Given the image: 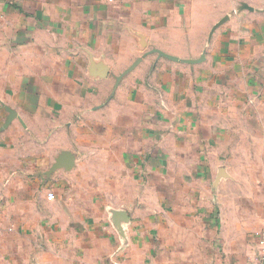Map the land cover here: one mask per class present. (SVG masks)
<instances>
[{"label":"crops","instance_id":"0c3cea01","mask_svg":"<svg viewBox=\"0 0 264 264\" xmlns=\"http://www.w3.org/2000/svg\"><path fill=\"white\" fill-rule=\"evenodd\" d=\"M250 1L0 0V264H260L264 171L227 166L264 130Z\"/></svg>","mask_w":264,"mask_h":264},{"label":"rangeland","instance_id":"374dc122","mask_svg":"<svg viewBox=\"0 0 264 264\" xmlns=\"http://www.w3.org/2000/svg\"><path fill=\"white\" fill-rule=\"evenodd\" d=\"M244 4H251L255 5L257 8H262L264 7V0H253L248 2V4L246 2ZM246 14L247 13H245V15ZM203 20L204 19H202V21ZM231 141L233 143L231 146H229L228 154L231 160L235 155L236 157L235 161H232L230 164L228 162L227 166L232 169H240L247 172L264 171V161H259L256 160L257 158L253 159L252 157V155L254 156L257 153L261 155L264 154V130H244L241 136H238L235 139L233 138ZM221 149H225V147H222ZM231 154L234 156H231ZM247 155H251V158H245ZM240 158L245 160L241 161L239 160ZM259 188H261L259 191L262 192L264 190V185H261Z\"/></svg>","mask_w":264,"mask_h":264},{"label":"water","instance_id":"95a60500","mask_svg":"<svg viewBox=\"0 0 264 264\" xmlns=\"http://www.w3.org/2000/svg\"><path fill=\"white\" fill-rule=\"evenodd\" d=\"M242 8H247V9H249L250 7H249V5H245L244 3H243V5H242ZM251 9V8H250ZM228 19V16H225V17H223L222 19H220L214 26H213V28H212V31H211V33H210V36L212 35V33H213V31L218 27V26H220L221 24H223L226 20ZM152 52H157L160 56H164V57H167V58H171V59H174V60H177V58H175V57H172L171 55H168V54H166V53H164V52H162L161 50H159V49H153L152 50ZM141 61V58H138L123 74H122V76L124 75V74H126V73H128L129 71H131L139 62ZM121 77H119L118 78V80L120 79ZM9 116H8V119H7V121H6V123H5V125L2 127V128H0V131L1 130H3L4 128H6L7 126H8V124L11 122V120L12 119H14L16 116H17V114H16V112L15 111H13V110H9ZM62 155H65V156H67L68 154L67 153H64V154H62ZM63 157L61 156L57 161H56V163L52 166V168H51V172H53V171H55L56 169H58V168H60V167H62L63 166ZM71 161H70V163L68 164V165H70L71 164V162H72V157H71V159H70ZM224 169H222L221 171H220V173L218 174V176H217V179H216V181H215V183H214V186H215V188L217 187V184H218V182H219V180L225 175L224 173ZM122 237L124 238V239H126V234L124 233V232H122Z\"/></svg>","mask_w":264,"mask_h":264},{"label":"built area","instance_id":"2783aa9c","mask_svg":"<svg viewBox=\"0 0 264 264\" xmlns=\"http://www.w3.org/2000/svg\"><path fill=\"white\" fill-rule=\"evenodd\" d=\"M51 198H54V194H50ZM262 243V248L260 250V264H264V241L261 242Z\"/></svg>","mask_w":264,"mask_h":264}]
</instances>
